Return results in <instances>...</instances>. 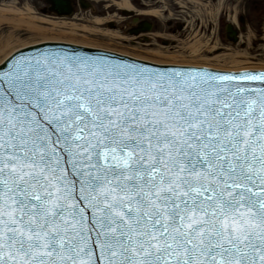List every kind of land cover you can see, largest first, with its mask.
Wrapping results in <instances>:
<instances>
[{"label": "snow or ice", "instance_id": "obj_1", "mask_svg": "<svg viewBox=\"0 0 264 264\" xmlns=\"http://www.w3.org/2000/svg\"><path fill=\"white\" fill-rule=\"evenodd\" d=\"M0 264H264V71L8 57Z\"/></svg>", "mask_w": 264, "mask_h": 264}, {"label": "rangeland", "instance_id": "obj_2", "mask_svg": "<svg viewBox=\"0 0 264 264\" xmlns=\"http://www.w3.org/2000/svg\"><path fill=\"white\" fill-rule=\"evenodd\" d=\"M84 1L88 3L89 6L85 7V9L77 8L74 15L69 19L67 18V22L77 25L76 28L66 26L53 29L46 24H37L44 29L49 28L50 30L41 33H29L23 30L19 31L15 36L16 38L12 40L11 47L17 45L19 41L35 42L39 41L41 38H59L65 41L83 42L90 46L149 60L160 58L161 60L170 62L175 60L176 62L204 65L217 69H264V0L224 1L221 12L224 11L225 14L229 16H232L233 13H238L239 15L240 36L238 44L234 46L228 43L221 33L220 28L223 17L219 19L216 18V20H211V18L205 19L204 17V37L201 36V32L194 35L193 33L196 32V30L191 31L190 28H192L197 21L198 13L195 14L193 11L198 10L200 5L190 3L188 0H158L160 1V6H158L157 9H160L161 17L157 19L158 26L161 30L165 26V21H175L174 17L180 18L179 22L184 23V25L187 24V26L184 30L180 31L179 36L176 35V37L179 38L176 42L177 47L169 48L155 46L157 50L154 52L149 50L144 51L139 45L132 44V42L124 39L126 36L121 28V14L119 9H117V4L121 2V0ZM129 1H131V3H137L139 0ZM11 2H13V0H0V4L4 3V5L5 3L10 4ZM215 2L216 0H213V4ZM16 5L20 9L22 6H33L34 8H31L35 11V14L43 17L40 14L42 4L37 3L36 0H22L20 4ZM204 5H207L205 1ZM208 12L207 7H205L204 13ZM187 14H189V16H187ZM206 16L209 17L208 14H206ZM198 17L202 18L201 14H199ZM95 18L102 20L103 24L98 25L93 23ZM110 20L115 23L114 30H111L118 34V38H111L100 33V31L105 32L109 30L106 23ZM82 28L88 29L87 31L89 32ZM31 35L32 38H29ZM196 40L201 41L202 47L198 54L190 57L184 47ZM157 51L161 52V54L156 53Z\"/></svg>", "mask_w": 264, "mask_h": 264}, {"label": "bare ground", "instance_id": "obj_3", "mask_svg": "<svg viewBox=\"0 0 264 264\" xmlns=\"http://www.w3.org/2000/svg\"><path fill=\"white\" fill-rule=\"evenodd\" d=\"M191 1V0H189ZM225 0H216V2L213 4L211 2H209L207 5H204V8L207 7V10L209 11L208 13H204V17L206 18H211V20H216V18L218 17V14L221 12V7H223ZM212 4V5H210ZM6 5V6H5ZM1 3L0 4V62L2 60H4L8 55H10V53L14 52L17 49H23L26 48L28 46L34 45L36 43H42V42H46V41H53V42H62V43H72L74 45H78V46H82V47H87V48H97V49H102V48H98V47H94V46H90L87 43H83V42H67V41H63L59 38H41L39 41H35V42H29V41H24L21 42L19 41L17 45L11 47L12 44V40L15 39L16 34L19 33V31H26L29 33H41V32H46L49 31V28H42L37 24H46L51 26L53 29L54 28H63L66 26H69L71 28H76L77 25L64 21L62 19H51V18H43V17H37L35 16V12L33 11V9L31 7L28 6H24L23 8H18L16 3L11 2L10 4H6L5 3ZM117 7L120 8H128L129 4L127 0H121V2H119L117 4ZM211 8V9H210ZM160 11H155V15H159ZM206 14H208L209 17L206 16ZM76 18V17H73ZM93 23L98 24V25H102L103 21L99 20V19H94ZM85 31H87L88 29L86 28H82ZM89 32V31H87ZM100 33L104 36H108L111 38H118V34L114 31H110V30H106L105 32L100 31ZM32 38V35L31 37ZM133 39V38H130ZM184 45V44H183ZM188 46L184 47L185 51L188 53V55L190 57L195 56L196 54L199 53L200 48H201V41L200 40H196L193 41L190 44H187ZM103 50H107V49H103ZM109 51V50H107ZM110 52H114V51H110ZM160 54V53H158ZM136 58V57H134ZM140 57H138L139 59ZM168 58V57H166ZM174 58V57H173ZM150 63H155V64H159V65H166V66H199L198 64H192V63H182V62H176L175 60L170 61H166V60H161L160 58L156 59V60H149L146 58L141 59ZM149 60V61H148ZM217 69V68H216ZM242 68H220L219 70H228V71H233V70H241Z\"/></svg>", "mask_w": 264, "mask_h": 264}, {"label": "water", "instance_id": "obj_4", "mask_svg": "<svg viewBox=\"0 0 264 264\" xmlns=\"http://www.w3.org/2000/svg\"><path fill=\"white\" fill-rule=\"evenodd\" d=\"M46 1L48 2V0H46ZM51 10L55 11L57 14H65V15L70 14L71 13V7H70L69 0H60V2L57 4V6L55 8L52 7ZM60 43H62V42H60ZM60 43H43V44L33 46V47H29V48H26V49H23V50H20L17 52H23L25 55H32V54H35L37 51H44V50H47L49 48L73 49V50H76L83 55L103 56V57L110 58V59H119V60L125 61V62H138V63L145 64L147 66H156V67H160V68H170V67H165V66L153 65V64H149V63L138 61V60H133V59H130L127 57L119 56V55L112 54V53L105 52V51L89 49L87 47L84 48V47L72 46V45H68V44H60ZM101 50H103V49H101ZM182 69H192V68H182Z\"/></svg>", "mask_w": 264, "mask_h": 264}, {"label": "flooded vegetation", "instance_id": "obj_5", "mask_svg": "<svg viewBox=\"0 0 264 264\" xmlns=\"http://www.w3.org/2000/svg\"><path fill=\"white\" fill-rule=\"evenodd\" d=\"M204 1V0H203ZM137 8L134 9V14L132 15H125L122 19L124 20L125 25H123V28L125 29L127 34L134 33L135 31H142V29L146 26L150 27V33L146 34H139L136 38L140 41V45L143 46H151L156 41L157 37H159V34H156L153 31L157 30L156 24L154 23V20L152 17H154L151 12L154 10H144L145 7L153 6L154 3L148 2H142V3H136L135 4ZM202 33L204 31L202 30Z\"/></svg>", "mask_w": 264, "mask_h": 264}]
</instances>
